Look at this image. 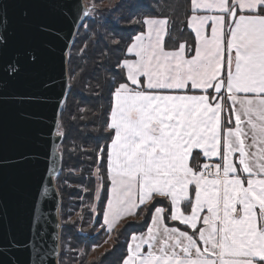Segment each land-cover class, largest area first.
Here are the masks:
<instances>
[{
	"label": "snow or ice",
	"instance_id": "1",
	"mask_svg": "<svg viewBox=\"0 0 264 264\" xmlns=\"http://www.w3.org/2000/svg\"><path fill=\"white\" fill-rule=\"evenodd\" d=\"M41 2L71 24L65 47L83 29L81 55L99 39L117 50L115 63L104 69L114 73L105 77L109 110L89 117L91 109H78L82 121L104 116L105 143L87 150L95 156L92 186L78 187L91 197L86 204L83 196L80 200L92 234L103 232L104 242L114 243L92 261L84 249L69 244L74 264H101L118 247H123L118 264H264V0H184L182 18L175 10L129 14L127 25L141 30L127 43L107 28L91 31L92 24L120 26L122 3L100 8V0L88 6L83 0ZM22 15L31 27L29 12ZM34 27L42 35L60 36L50 24ZM185 30L191 44L177 35ZM13 36L0 0L3 87L22 65L37 76L44 72L40 48L17 43ZM101 56L110 59L107 50ZM69 90L65 84L60 97ZM16 99L24 103L33 97ZM54 123L48 133L53 142L66 135L60 120ZM131 224L142 229L121 239ZM77 231L84 229L77 226ZM44 242L35 231L27 240L8 234L0 239V256H7V264H21L15 253L23 251L29 253L28 264H45L47 256L39 255ZM48 254L55 255V249Z\"/></svg>",
	"mask_w": 264,
	"mask_h": 264
},
{
	"label": "water",
	"instance_id": "2",
	"mask_svg": "<svg viewBox=\"0 0 264 264\" xmlns=\"http://www.w3.org/2000/svg\"><path fill=\"white\" fill-rule=\"evenodd\" d=\"M3 4L7 6V28L14 34L13 40L40 48L44 72L37 76L22 65L7 87L0 85V239L11 234L27 240L32 232H39L45 237L39 255L47 256L45 264L48 261L59 264L62 200L56 177L61 171L55 170L62 169L60 145L64 137L53 142L48 133L55 130L54 119H61L70 92L60 97L62 87L66 84L71 88L68 60L73 42L69 37V46L65 47L64 36L72 26L41 0H3ZM25 10L29 12L31 27L25 24L22 15ZM37 23L52 25L60 36L38 33L34 27ZM45 44H51L55 51ZM20 95L31 96L33 100L19 103L16 98ZM49 175L51 182L47 183ZM41 192L45 194L41 196ZM52 249L55 255L48 254ZM15 256L21 264H28L29 253L18 251ZM0 259L7 264V256Z\"/></svg>",
	"mask_w": 264,
	"mask_h": 264
},
{
	"label": "trees",
	"instance_id": "3",
	"mask_svg": "<svg viewBox=\"0 0 264 264\" xmlns=\"http://www.w3.org/2000/svg\"><path fill=\"white\" fill-rule=\"evenodd\" d=\"M101 1H108V6L122 3L123 6L117 14H123L124 19L121 21L120 26H115L114 28L111 24H92L91 31L93 33H103L107 28L109 31H114L115 37L122 39L124 43L128 42L129 35H134L141 30L138 26L127 25V20L130 18L129 14L153 16L171 15L173 10H175L176 15L182 18V7L184 3V0H100V2ZM79 31L82 35L75 40L69 53L68 67L73 71H69L71 88L60 119L62 124L61 130H65L66 135L60 145V150L63 155L62 170L56 177V184L60 190L62 199L60 210L62 219L61 254L59 262L61 259H64L69 261L70 264H74V259L73 253L68 251L69 244L72 248L84 249L86 251V259L92 261L101 257L89 259V252L92 245H102L106 239L103 232L99 235H93L91 228V230L86 231V233L85 231H77V226L82 229L84 226L90 227L88 221L91 219L82 209L80 200V197L83 196L84 203L86 204L91 197L78 187L81 185L85 188L92 186L89 183V173L95 168V156L87 150L98 143H105V137L101 129L104 116L97 115L93 120L82 121L79 119L81 113L78 109H91V113H86L89 117L92 113H99L101 108L109 110L112 101L108 87L105 85V77H110L114 73L111 71L106 72L104 69L110 64H114L117 59V50L107 45L103 39H99L98 42H89L87 51L81 55L78 50L85 43L87 37L83 35V29ZM177 35L180 37V42L188 40V43L191 44L189 32L187 30L183 33H177ZM105 50L108 51L110 59L101 56V53ZM101 60L104 61L103 65H101ZM75 73L80 74L76 76ZM74 76L75 78H73ZM97 84L102 85V90L96 87ZM97 92H100L99 96L96 94ZM73 117L77 118L73 119ZM94 129H99V131H93ZM81 149L85 151H81ZM89 157H91V159ZM200 162L203 163L204 161L201 160ZM69 170L75 171L70 174ZM65 181H67V183H65ZM92 183H95V180H93ZM79 211L83 214V222H80L78 218L76 220L78 222L77 225L71 222L64 223ZM141 229V225L131 224L126 228L121 239H125L131 232ZM112 235L115 236V233ZM122 253L123 247L116 248V250L103 257L101 264H118Z\"/></svg>",
	"mask_w": 264,
	"mask_h": 264
},
{
	"label": "rangeland",
	"instance_id": "4",
	"mask_svg": "<svg viewBox=\"0 0 264 264\" xmlns=\"http://www.w3.org/2000/svg\"><path fill=\"white\" fill-rule=\"evenodd\" d=\"M86 1V3H87V5H90L91 3H92V0H85ZM109 4H108V1H101V2H99V4H97L96 6L97 7H100V8H102V7H106V6H108ZM70 171V170H69ZM69 186H72V185H69ZM59 189V188H58ZM60 191V190H59ZM62 200V199H61ZM62 203V202H61ZM61 216V215H60ZM81 216H83V214H82V212H76L75 214H74V216H71L70 218H69V220L70 221H76L78 218H79V220H80V217ZM68 220V221H69ZM61 225H62V219H61ZM91 227H83V229H84V231H85V233H86V231H90L91 229H90ZM114 236V235H113ZM114 243V240H109L107 243H103L102 245H99L98 247H96V248H91L90 249V252H89V259H93V258H97V257H99V256H101L103 253H105V250L106 249H110V248H112V244Z\"/></svg>",
	"mask_w": 264,
	"mask_h": 264
},
{
	"label": "crops",
	"instance_id": "5",
	"mask_svg": "<svg viewBox=\"0 0 264 264\" xmlns=\"http://www.w3.org/2000/svg\"><path fill=\"white\" fill-rule=\"evenodd\" d=\"M204 162H207V161H204Z\"/></svg>",
	"mask_w": 264,
	"mask_h": 264
}]
</instances>
